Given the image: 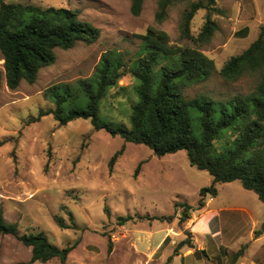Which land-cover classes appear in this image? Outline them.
<instances>
[{
  "label": "rangeland",
  "instance_id": "rangeland-1",
  "mask_svg": "<svg viewBox=\"0 0 264 264\" xmlns=\"http://www.w3.org/2000/svg\"><path fill=\"white\" fill-rule=\"evenodd\" d=\"M2 1L78 10L81 20L100 30L94 43L77 42L71 49H56L55 62L42 68L34 83L22 81L15 90L6 87L0 57V211L3 218L16 224L19 235L41 232L59 248L76 243L64 264H168L167 258L173 255L180 241L188 237L193 244L190 228L197 220V215L196 218L192 215L197 210H192L190 219L180 221L182 208L174 204L187 203L195 209L199 190L210 185L211 176L190 166L185 151L156 157L145 145L124 143L118 135L111 136L104 129L94 130L89 119L58 125L52 114L39 116L40 112L54 107L43 92L52 85L71 84L90 77L106 51L115 50L126 62L133 59L141 44L136 35L144 34L153 26L168 34L170 45L196 48L214 63V70L205 81L183 88L187 98L205 95L223 101L245 95L254 88L256 76L228 82L220 77L219 70L258 36L264 26V0H216L215 7L224 13L211 12L210 18L218 29L206 44H196L180 34L184 9L190 2L199 0L174 3L160 23L155 22L158 0H143L137 17L130 13L129 0ZM206 14L201 9L193 16L190 23L193 37L198 35ZM133 84L131 75L126 74L108 91L99 106L102 119L115 126L129 127V114L136 101ZM122 145L124 151L109 171L108 162ZM216 188L218 194L210 207L242 208L250 213L253 221L263 219L264 203L252 191L243 189L239 181L220 183ZM237 214H220L218 220L226 228L223 227L219 237L223 245L217 257L214 247L209 245L206 254L211 260H204L203 264H231L233 253L249 241L248 228L239 239L231 240L236 235L235 229L230 231L231 224L236 222L231 216ZM55 217L61 218L67 228H59ZM119 217L131 219L119 224ZM164 232L168 237L163 246H170L164 260L160 257L163 247L150 257H141L133 251L132 243L138 236L154 241L157 234L160 238ZM257 247L253 244L249 251L253 253ZM188 250L183 246L177 254L186 256ZM258 253L263 254L264 247ZM195 255L204 259L201 253ZM29 259L30 248L11 235H0V264H29ZM30 264L60 262L53 258ZM169 264L182 263L180 257L172 256Z\"/></svg>",
  "mask_w": 264,
  "mask_h": 264
},
{
  "label": "trees",
  "instance_id": "trees-1",
  "mask_svg": "<svg viewBox=\"0 0 264 264\" xmlns=\"http://www.w3.org/2000/svg\"><path fill=\"white\" fill-rule=\"evenodd\" d=\"M178 1L158 0L155 22H162L168 8ZM129 2L130 13L139 16L143 0ZM215 3L216 0H199L188 4L180 23L183 38L192 39L196 44L211 40L218 27L210 14L224 13ZM201 9L207 14L198 35L193 37L190 23ZM79 15L78 10L0 0V57L9 90H15L22 81L34 83L38 72L55 62L56 49L68 50L77 42L91 44L99 38L100 30L81 20ZM136 37L141 40L140 48L128 62L120 53L109 50L101 55L90 77L47 87L43 95L54 107L40 112L39 116L52 114L58 125L89 119L94 130L104 129L111 136L118 135L124 143L145 145L156 157L185 151L189 165L206 171L212 180L199 190L195 209L187 203L174 204L182 208L179 217L182 222L190 219L192 210L205 206L207 196H216V185L220 183L239 181L243 189L252 191L264 203V26L245 50L231 56L219 70L220 77L228 82L256 76L254 88L245 95L223 101L205 95L187 98L183 94V88L202 83L214 70L213 61L201 51L170 45L168 34L153 26ZM126 74L133 78L136 101L129 114V127L115 126L100 117L99 106ZM1 78L0 70V82ZM123 151L124 145L111 157L109 171ZM139 167L140 163L134 176ZM129 219L119 217L118 221L124 224ZM54 222L61 229L67 228L61 218L55 217ZM263 232L264 215L253 232L254 238ZM6 234L30 248L29 264L45 263L53 258L64 264L76 246L74 243L59 248L41 232L19 235L16 224L5 221L0 211V235ZM183 246L194 249L187 237L175 246L173 255ZM246 246L233 253L231 264L242 257ZM194 253L207 256L204 250ZM172 256L166 263H170Z\"/></svg>",
  "mask_w": 264,
  "mask_h": 264
},
{
  "label": "crops",
  "instance_id": "crops-1",
  "mask_svg": "<svg viewBox=\"0 0 264 264\" xmlns=\"http://www.w3.org/2000/svg\"><path fill=\"white\" fill-rule=\"evenodd\" d=\"M218 191V190H217ZM218 194V193H217ZM215 198L207 196L206 197V204L202 209H199L196 211V213H192L193 217L197 215V220L193 224V226L190 228V231L192 232L194 241V249H189L188 254L186 256H182L180 254L173 255L176 257H180L182 264H203L204 260H211V257L207 254V256H203L204 259L201 257H198L195 255V250L201 251L204 250L207 253L208 246L211 245L214 247L215 254L214 256L217 257L218 252L220 250V246L223 245L222 241L219 239V237L222 235L223 225L222 220H218L220 217V214L222 212H237L238 214L236 216H231L236 220V222L231 224V230L235 229L236 235L233 236L231 240L235 241L239 239V237L242 235L243 231L248 228L250 238L249 241L246 244L245 252L243 253L242 257L237 259V261L234 264H262L261 260L264 259V253L259 254L258 250L260 251L261 247H264V232L258 236L257 238H254V230L258 229L261 221L260 219L252 220L250 213L246 209L242 208H222L217 206H211L210 203H213ZM200 213V214H199ZM253 221L251 225L249 226V222ZM244 222V223H243ZM246 222V223H245ZM243 223V224H242ZM245 224V226H244ZM226 227L228 226L225 223ZM168 228H161V230H167ZM226 229V228H225ZM150 235V234H149ZM138 236V235H137ZM168 237V234L164 232L160 238L157 234V239L154 241H150V237H147L146 239H140L139 236L137 239L133 241V251L143 257L144 255L146 257H150L154 253L158 252L162 247V255L160 256L161 259L164 260L165 252L167 249H170V246H163V242L165 238ZM159 238V239H158ZM220 242V243H219ZM242 244V245H244ZM253 244H257V253L256 251L251 253L249 249ZM169 251V250H168ZM251 253V254H250ZM263 256V257H261ZM172 260V259H171ZM215 261H217V258H215ZM169 264V263H168ZM264 264V263H263Z\"/></svg>",
  "mask_w": 264,
  "mask_h": 264
}]
</instances>
